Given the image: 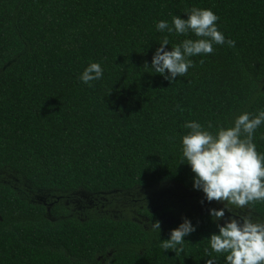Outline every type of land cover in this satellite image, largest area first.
<instances>
[{
    "label": "trees",
    "instance_id": "1",
    "mask_svg": "<svg viewBox=\"0 0 264 264\" xmlns=\"http://www.w3.org/2000/svg\"><path fill=\"white\" fill-rule=\"evenodd\" d=\"M193 7L211 10L235 47L189 57L195 66L170 82L151 69L162 39L171 51L198 37L156 23L186 20ZM92 62L103 77L89 87L79 77ZM262 110L264 0H0V264H227L210 248L219 234L210 213L168 201L153 212L156 197L143 193L172 185L203 199L181 164L191 131L183 125L215 135ZM253 143L264 154V123ZM82 191L106 200L85 213L65 204ZM41 193L57 197L51 207L32 201ZM138 193L133 210L127 195ZM245 208L264 222V201ZM165 212L174 222L164 225ZM185 218L196 231L183 253L164 252L160 243ZM155 221L160 232L150 230Z\"/></svg>",
    "mask_w": 264,
    "mask_h": 264
},
{
    "label": "clouds",
    "instance_id": "2",
    "mask_svg": "<svg viewBox=\"0 0 264 264\" xmlns=\"http://www.w3.org/2000/svg\"><path fill=\"white\" fill-rule=\"evenodd\" d=\"M185 15L188 17L186 20L174 15L171 25L163 20L156 23L157 31L167 30L169 34L177 35L191 32L198 37L196 40L185 39L174 45L171 51H166L168 37L162 39L152 58L151 69L170 82L186 75L189 68L195 66L189 57L213 53L214 44L226 43L235 47V41L225 40L218 31L216 22L219 18L211 10L193 7L185 9ZM144 68L148 69L149 65L146 63ZM102 77L101 65L92 62L79 79L92 87V82ZM179 110L184 111L182 108ZM262 123L264 110L258 115L243 113L234 120V126L221 127L215 135L196 121L183 125L191 131L182 137L181 164L186 160L191 166L195 174L194 188L203 191L209 203L216 201L224 205L220 210H210L219 234H212L208 240L212 252L227 254V264H264V222L253 221L250 216H226L232 207L243 208L255 201H264V154H259L253 143L254 133ZM211 127L209 122L208 128ZM221 220L223 225L219 223ZM160 229L159 221L151 223V231L160 232ZM195 231L191 221L185 218L178 228L170 232V239L159 246L164 252L174 251L177 256L184 251L185 237ZM205 253L211 255L207 248ZM206 264H215V261L208 259Z\"/></svg>",
    "mask_w": 264,
    "mask_h": 264
},
{
    "label": "rangeland",
    "instance_id": "3",
    "mask_svg": "<svg viewBox=\"0 0 264 264\" xmlns=\"http://www.w3.org/2000/svg\"><path fill=\"white\" fill-rule=\"evenodd\" d=\"M143 194H152L153 196L156 197V199H154L155 201L154 202L152 201L153 203H151V209L153 212L161 211L164 207H166L165 205L167 203H164L161 201L170 202V205H172L173 208H177L180 212H184V211L185 212H190V211L193 212V211H195V212L210 213L211 209L220 210L224 207V205L222 203H219L216 201L209 203L205 197L203 199L195 200L182 188L172 186V185H166L165 187H162L159 190L154 191L153 193L145 192ZM143 194L138 193L136 195V199L131 194L127 195L128 198L134 199V200H132V202L136 201L134 203V205L131 206V208L133 210H135V208H137L140 205L139 202H137V201H139L141 199ZM32 198H33L32 200H34L35 203L46 204L49 207H51L53 205V202L56 201V199H57V197L50 195L48 193L35 194L32 196ZM91 198L92 197L90 195H88L86 192L82 191L81 193L75 194V196L73 198L67 199L65 204L68 203L74 209H77L78 212L82 211L83 213H85L86 211L84 212V210L86 208L84 207V205L86 206L87 204H89V205L92 204V206H96L95 204L100 203L101 200L102 201L106 200L105 198H101V200L99 199L97 202H94V200H92ZM202 200H203V203H201ZM123 202L124 201L120 200L118 203L119 204L121 203V205H122ZM135 204H136V206H135ZM115 210H119V209H117V207H115ZM231 215H234L237 217L250 216L253 219V221H257V219L252 214V212L245 207L240 208V209H235L232 207L230 213L226 212V216H231ZM141 219H142V221L145 220L143 217H141ZM161 219L165 223H171V222H174L175 217H173L172 214L165 212L162 214ZM219 223L223 225L224 221L221 220V221H219Z\"/></svg>",
    "mask_w": 264,
    "mask_h": 264
},
{
    "label": "flooded vegetation",
    "instance_id": "4",
    "mask_svg": "<svg viewBox=\"0 0 264 264\" xmlns=\"http://www.w3.org/2000/svg\"><path fill=\"white\" fill-rule=\"evenodd\" d=\"M33 202H34V200H32ZM35 203V202H34ZM42 205H46V204H42ZM52 220H53V218H51ZM164 223V225H166L167 223H165V222H163Z\"/></svg>",
    "mask_w": 264,
    "mask_h": 264
}]
</instances>
